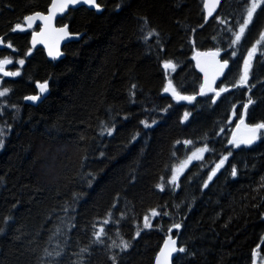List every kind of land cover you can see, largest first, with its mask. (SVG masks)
<instances>
[{
	"label": "trees",
	"instance_id": "1",
	"mask_svg": "<svg viewBox=\"0 0 264 264\" xmlns=\"http://www.w3.org/2000/svg\"><path fill=\"white\" fill-rule=\"evenodd\" d=\"M51 2L0 0V60L24 61L0 98V264H155L171 235L174 264H264V130L251 145L233 133L264 123V0L251 21L253 0L209 20L204 0H99L101 14L58 20L84 33L63 59L16 31ZM205 51L230 62L217 101L195 61Z\"/></svg>",
	"mask_w": 264,
	"mask_h": 264
},
{
	"label": "water",
	"instance_id": "2",
	"mask_svg": "<svg viewBox=\"0 0 264 264\" xmlns=\"http://www.w3.org/2000/svg\"><path fill=\"white\" fill-rule=\"evenodd\" d=\"M223 1L224 0H218V2L217 0H204V10H205L207 20H209L210 18L216 15ZM54 2L59 3V0H52L51 5L49 6L46 12L39 11V12H34L32 14H29L27 17L31 16L35 18L31 21H28L25 19L24 25H20V28H16V31H21L24 29V27L30 30H34L36 27L39 26L38 30H34L31 33V39H30L31 47L34 49L43 47L48 57L63 59L66 57V53L64 51L65 45L71 42L80 41L83 38L84 33H72L69 29L68 24L58 25L57 24L58 20L64 17L66 14H68L70 9H75L81 6H86L90 10L96 11L98 14H101L104 8L99 4V0H96V4L100 5L99 8H97L94 4L83 3L82 0H80V2H77V3L69 2L68 6L65 7L63 11H59L58 9H53L52 5ZM206 4H208V7L205 6ZM209 11H211V15H209ZM37 13H39L40 16L42 17H49L50 14L52 15L50 19L45 20V19H41L40 17H37L36 16ZM61 29H63L64 31H61ZM213 54H216V55H213ZM8 60H10L11 63L4 65L6 67H9L13 64L12 59H8ZM195 61L204 79V90L207 92L216 93L215 100L217 101L220 95V94L217 95V93H219L218 85L223 80L224 76L226 75L229 69V66H230V62L227 60H223L218 53L213 52V51H205V52L197 53L195 56ZM225 61H227V66L221 68V65H223ZM4 72H10V71L4 70L3 72H0V74L4 75ZM5 77L7 79H10L13 76L5 75ZM45 83L47 84V88L44 92H41L40 85L45 84ZM37 88L40 92L39 94H31L25 97V102L27 104L38 105L49 94V83L48 82L37 83ZM167 88H169L170 90L164 91V94L173 96L177 102H192L195 99V96L177 93L174 90L173 86L171 85H169ZM209 89H212V90H209ZM34 96L38 98L35 100L29 99V97H34ZM178 97H188L189 99H180ZM254 128L255 126L247 127V126H244L241 122H238L235 126L234 139L241 142L243 140L250 139L253 136H255L256 138L253 140L251 144L255 143L258 140L264 128L257 129L255 132H253L252 129ZM251 144H245V145H251ZM171 241H175L174 247L177 249V251L171 253V255L168 257V262L169 264H174V260L179 253L178 249H180L179 236H174V235L168 236L166 238L159 253L157 254L155 264H158V257L161 260L164 259L163 257L160 256V253L162 250L166 251L165 249L166 243L169 245V248L173 247V245L171 244ZM253 264H261L258 261L257 253H255Z\"/></svg>",
	"mask_w": 264,
	"mask_h": 264
},
{
	"label": "snow or ice",
	"instance_id": "3",
	"mask_svg": "<svg viewBox=\"0 0 264 264\" xmlns=\"http://www.w3.org/2000/svg\"><path fill=\"white\" fill-rule=\"evenodd\" d=\"M69 2H71V3H77V2H80V0H59V3L54 2L53 5H52V7H53V9H58L59 11H63L64 8L68 6V3H69ZM82 2H83V3H88V4H94L97 8L100 7L99 4H96V0H82ZM217 2H218V0H217ZM205 6L208 7V4H206ZM255 8H256V4L253 3L252 6H251V8H250V10L248 11V19H249V21H251V18H252L253 12L255 11ZM51 15H52V14H50L49 17H42V16H40L39 13L36 14L37 17H40L41 19H45V20L50 19V18H51ZM209 15H211V11H209ZM34 18H35V17H31V16H30V17H26L25 19L28 20V21H31V20H33ZM246 26H247V25L245 24L244 26L241 27V29H240V33L236 36V40H237V41L240 40L241 35L243 34V32H244ZM17 28H20V25H17ZM61 31H64V30L61 29ZM9 47H11V45H9ZM50 54H51V52H50ZM57 54H58V53H57ZM213 55H216V54H213ZM249 55L251 56V53H250ZM9 63H11V61L8 60V59H5V60L0 61V72H3V71H4V65L9 64ZM19 63H20V64H23L24 61L21 60V61H19ZM164 66H165V68H173V69H174V67H175V66L172 65L170 62H169V63H166ZM226 66H227V61H225V63H224L223 65H221V68L226 67ZM246 70H247V64H246ZM4 75L15 76V75H19V73H18V72H4ZM241 79H242V81L246 79V73H245V77H242ZM46 88H47V84H46V83L40 85V91H41V92H44V91L46 90ZM169 90H170L169 88H166V89H165V91H169ZM209 90H212V89H209ZM221 91H227V89H226V88H225V89H221ZM7 92H8V89H4L3 91H0V96H4ZM173 92H174V90H173ZM174 94H175V92H174ZM217 95H219V93H217ZM37 98H38V97H35V96H34V97H29V99H33V100H35V99H37ZM178 98H180V99H189L188 97H178ZM145 126H148L146 122H145ZM261 128H264V123L256 125L255 128L252 129V131L255 132L257 129H261ZM0 131H2V130H0ZM107 131H108L109 134H111V131H112V130H111V129H108ZM255 138H256V137L253 136V137L250 138V139H246V140L241 141V143H244V144H251ZM189 143H190V142H189ZM237 146H239V145L237 144ZM0 147H3V141H2V140H0ZM198 151H200V152L207 151V148L200 149V150H198ZM193 157H194V158H199V157L196 156L195 153L193 154ZM224 159H227V157H225ZM222 164H223V160L221 161V165H222ZM221 165H217V168H219ZM182 167H183V166H182ZM213 174H214V173H213ZM233 175H235V169H233ZM177 179H178V177H177L176 175H174V176L172 177V181H173V183H174ZM153 215H156V213L153 212ZM147 219H148V218L145 217V221H147ZM145 226H148L147 223H146ZM175 227L178 228L179 225H176ZM100 233H101V234L103 233V229L100 230ZM99 237H100V234H97V239H99ZM171 244L173 245V247H171V248H169V245H168L167 243L165 244V249H166V251H165V250H162L161 253H160V256L163 257L164 259L161 260V259L158 257V264H169V262H168V257L171 255L172 252L177 251V249L174 247V245H175V241H171ZM123 247H124V248H127V247H128V244L125 242V243L123 244ZM178 250H179L180 252H183V251H184L183 248H180V249H178Z\"/></svg>",
	"mask_w": 264,
	"mask_h": 264
},
{
	"label": "rangeland",
	"instance_id": "4",
	"mask_svg": "<svg viewBox=\"0 0 264 264\" xmlns=\"http://www.w3.org/2000/svg\"><path fill=\"white\" fill-rule=\"evenodd\" d=\"M263 0H253V3H255L256 4V8L261 4V2H262ZM252 3V4H253ZM256 8H255V10H256ZM1 45H3V42H2V40L0 39V46ZM22 65V64H21ZM248 72H249V67L247 68V70H246V78H247V76H248ZM0 91H3V89L2 88H0ZM8 93H6L4 96H0V98H3V97H5L6 95H7ZM241 122V121H240ZM236 126V125H235ZM233 133H235V127H234V131H233ZM238 143H241V142H239V141H237ZM200 149H204V148H199V149H197V150H195L193 153H191L190 154V156L185 160V161H183L181 164H179V166H177L176 168H175V175L178 177L181 173H183V171L185 170V168L187 167V165L188 164H190V163H192V162H194V161H197V160H199V159H201V158H203L204 157V155H205V153H206V151H203V152H200V151H198V150H200ZM196 154V156L197 157H199V158H194L193 157V154ZM183 166V167H182Z\"/></svg>",
	"mask_w": 264,
	"mask_h": 264
},
{
	"label": "flooded vegetation",
	"instance_id": "5",
	"mask_svg": "<svg viewBox=\"0 0 264 264\" xmlns=\"http://www.w3.org/2000/svg\"><path fill=\"white\" fill-rule=\"evenodd\" d=\"M39 29V26L38 27H36L34 30H38ZM34 30H31V33H32V31H34ZM2 46V45H1ZM4 59H11V58H4ZM4 59H1L0 61H2V60H4ZM13 60V59H12ZM4 70H9L10 72H18L19 73V75H20V72H21V65L19 64V63H16L14 60H13V64L11 65V66H9V67H6V66H4ZM19 75H15V76H13L12 78H10V79H7L6 77H5V75H3V74H0V88H2L3 90L4 89H8V92L7 93H9L10 92V88L8 87V85H6V84H8V83H10L12 80H14V79H17L18 77H19ZM40 92H39V90L37 89V92L35 93V94H39ZM31 95V94H30ZM28 96V95H27Z\"/></svg>",
	"mask_w": 264,
	"mask_h": 264
},
{
	"label": "bare ground",
	"instance_id": "6",
	"mask_svg": "<svg viewBox=\"0 0 264 264\" xmlns=\"http://www.w3.org/2000/svg\"><path fill=\"white\" fill-rule=\"evenodd\" d=\"M31 31V30H30Z\"/></svg>",
	"mask_w": 264,
	"mask_h": 264
}]
</instances>
